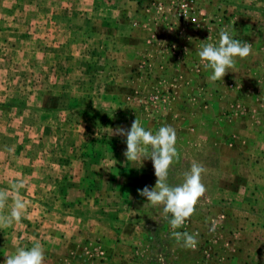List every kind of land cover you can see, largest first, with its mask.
<instances>
[{"label":"rangeland","instance_id":"rangeland-1","mask_svg":"<svg viewBox=\"0 0 264 264\" xmlns=\"http://www.w3.org/2000/svg\"><path fill=\"white\" fill-rule=\"evenodd\" d=\"M222 29L252 53L213 82L198 52ZM136 118L176 130L170 185L206 169L181 228L137 191L152 161L111 136ZM21 182L0 264L35 243L44 264H264V0H0V189Z\"/></svg>","mask_w":264,"mask_h":264},{"label":"clouds","instance_id":"clouds-1","mask_svg":"<svg viewBox=\"0 0 264 264\" xmlns=\"http://www.w3.org/2000/svg\"><path fill=\"white\" fill-rule=\"evenodd\" d=\"M252 53V44L241 42L234 38L227 30H221L218 45L207 43L198 52L200 59L206 62V67L212 69L211 81L223 79L235 67L236 58L244 59ZM126 137V151L123 153L127 161H144L150 159L153 163L154 173L157 178L155 186H145L138 189L141 197L146 198L144 206H163L165 217L171 214L169 224L172 229L181 228L187 219L195 214L196 206L205 195L207 188L203 183L204 166L193 161L190 169L183 173V182L179 185L168 183L169 170L174 161L179 159L176 148V130L169 125L161 126L155 133L146 129L139 119H135L130 129L117 126L111 129V136ZM23 183H13L9 189H0V229L11 227L14 222H19L26 208L25 201L18 195L15 196L11 211L5 214L8 201L12 193H18ZM213 222L210 231H215ZM171 235L177 241H183L186 248H195L199 241V233L187 231H173ZM44 249L35 243L30 249L18 247L14 254L6 256L4 264H44Z\"/></svg>","mask_w":264,"mask_h":264}]
</instances>
